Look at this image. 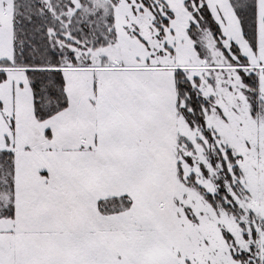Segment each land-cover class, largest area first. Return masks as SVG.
Wrapping results in <instances>:
<instances>
[{"label":"snow or ice","instance_id":"1","mask_svg":"<svg viewBox=\"0 0 264 264\" xmlns=\"http://www.w3.org/2000/svg\"><path fill=\"white\" fill-rule=\"evenodd\" d=\"M0 264H264V0H0Z\"/></svg>","mask_w":264,"mask_h":264}]
</instances>
